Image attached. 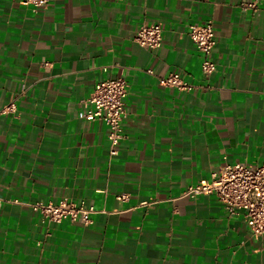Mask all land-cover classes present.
I'll return each mask as SVG.
<instances>
[{
  "label": "crops",
  "instance_id": "obj_1",
  "mask_svg": "<svg viewBox=\"0 0 264 264\" xmlns=\"http://www.w3.org/2000/svg\"><path fill=\"white\" fill-rule=\"evenodd\" d=\"M0 0V264H264V235L213 195L181 196L225 161L264 157V0ZM211 21L209 75L189 25ZM156 23L160 46L134 39ZM150 70L151 72H148ZM178 73L187 89L163 85ZM128 84L123 138L81 114ZM93 206L43 221L35 201Z\"/></svg>",
  "mask_w": 264,
  "mask_h": 264
},
{
  "label": "built area",
  "instance_id": "obj_2",
  "mask_svg": "<svg viewBox=\"0 0 264 264\" xmlns=\"http://www.w3.org/2000/svg\"><path fill=\"white\" fill-rule=\"evenodd\" d=\"M262 0H250L241 3L243 11H256ZM50 0H18L34 11L44 8ZM188 36L196 49L203 55L200 69L204 75L215 71L216 64L211 59V51L216 44L211 21L204 24H191ZM133 39L147 49L161 44V29L156 23L141 24ZM148 72H151L148 70ZM160 83L178 89H187L188 85L178 73H170L160 79ZM128 84L121 77L107 78L97 82L89 96L83 100L89 105L81 117L87 120L102 121L108 128L107 139L116 147L123 138V121L126 116L125 99ZM200 195H213L221 203L229 216L241 213L249 231L254 235H264V157L256 166L225 161L216 171L210 173L208 180L202 179L189 184L181 196L195 198ZM29 206L37 212L43 221L59 223L65 219L80 221L87 225L93 206L85 201L75 202L62 198L55 203L35 201Z\"/></svg>",
  "mask_w": 264,
  "mask_h": 264
}]
</instances>
